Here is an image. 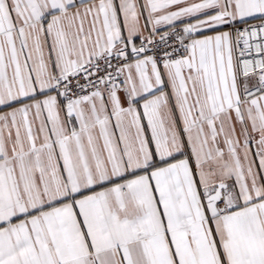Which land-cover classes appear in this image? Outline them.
Returning <instances> with one entry per match:
<instances>
[{
  "label": "snow or ice",
  "instance_id": "snow-or-ice-1",
  "mask_svg": "<svg viewBox=\"0 0 264 264\" xmlns=\"http://www.w3.org/2000/svg\"><path fill=\"white\" fill-rule=\"evenodd\" d=\"M0 264H264V0H0Z\"/></svg>",
  "mask_w": 264,
  "mask_h": 264
}]
</instances>
